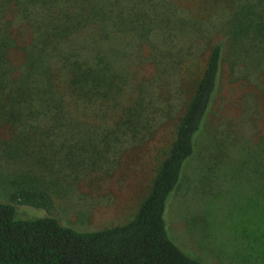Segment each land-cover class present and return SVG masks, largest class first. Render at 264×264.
Instances as JSON below:
<instances>
[{
	"label": "trees",
	"instance_id": "1",
	"mask_svg": "<svg viewBox=\"0 0 264 264\" xmlns=\"http://www.w3.org/2000/svg\"><path fill=\"white\" fill-rule=\"evenodd\" d=\"M211 2L226 8L192 18L172 0H0V112L5 115L9 110L23 116L25 110L29 117L34 103L55 116L68 115L63 99L68 95L121 125L151 95L140 97L144 88L160 90L162 79H174L179 92L195 89L151 191L131 220L79 231L58 221L47 191L19 189L13 203L0 201V264H206L174 242L165 213L195 154L226 66L233 79L259 91L257 151L264 160V0ZM177 34L183 37L180 54L151 44L152 36ZM131 37L146 39L141 54L127 51ZM15 202L48 216L19 219Z\"/></svg>",
	"mask_w": 264,
	"mask_h": 264
},
{
	"label": "rangeland",
	"instance_id": "2",
	"mask_svg": "<svg viewBox=\"0 0 264 264\" xmlns=\"http://www.w3.org/2000/svg\"><path fill=\"white\" fill-rule=\"evenodd\" d=\"M172 1L192 18L226 8L211 0ZM131 38L127 51L141 54L146 39ZM181 38L156 35L151 44L177 55ZM13 56L20 65L22 56ZM231 73L226 66L165 218L171 238L195 259L206 264H264V160L257 151L262 99L257 89L236 81ZM173 82L168 77L160 81V90L144 88L140 97L151 91L150 98L121 125L68 95L63 99L71 119L35 103L29 117L25 110L16 116L1 109L0 201L13 203L12 194L22 188L45 190L58 221L79 231L131 220L150 193L195 93L194 88L179 92ZM15 205L19 219L48 216L43 209Z\"/></svg>",
	"mask_w": 264,
	"mask_h": 264
}]
</instances>
